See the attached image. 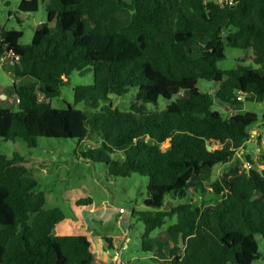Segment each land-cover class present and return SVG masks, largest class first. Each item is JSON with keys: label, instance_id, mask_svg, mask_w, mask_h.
Returning a JSON list of instances; mask_svg holds the SVG:
<instances>
[{"label": "trees", "instance_id": "16d2710c", "mask_svg": "<svg viewBox=\"0 0 264 264\" xmlns=\"http://www.w3.org/2000/svg\"><path fill=\"white\" fill-rule=\"evenodd\" d=\"M45 4L46 22L28 45L22 32L0 30V57L18 56L10 98L0 107V138L20 139L34 148L39 138L91 139L98 146L81 153L104 164L113 177L132 173L147 179L143 204L132 211L144 224L145 239L167 219L166 264H252L260 258L255 236L264 238V153L258 171L236 164L257 122L253 112L223 116L213 109L198 80L217 83L214 97L231 108L264 103V0H19L17 10L34 13ZM54 22L53 29L49 24ZM251 51L222 70L224 47ZM250 60L252 65H244ZM92 72L90 85H77L75 104L53 108L73 73ZM134 88L128 110L111 101ZM180 92L186 95L179 97ZM37 93L43 96L39 100ZM111 96V98H109ZM171 101L151 111L159 98ZM108 103V104H106ZM260 125L264 127V111ZM149 142H148V141ZM167 143L163 150L161 145ZM212 144L220 146L208 150ZM119 155V159L112 158ZM246 162L251 164L249 157ZM23 158L0 153V264H102L85 236H52L63 220L58 208L44 209L45 197L22 165ZM226 166L211 181L213 168ZM187 202L165 209L166 199ZM89 198L76 204H90ZM181 234L183 247H179Z\"/></svg>", "mask_w": 264, "mask_h": 264}, {"label": "rangeland", "instance_id": "374dc122", "mask_svg": "<svg viewBox=\"0 0 264 264\" xmlns=\"http://www.w3.org/2000/svg\"><path fill=\"white\" fill-rule=\"evenodd\" d=\"M216 1L223 2V0ZM18 4L19 0H0V30L22 32L20 43L28 45L34 31L39 28L40 24L46 22L45 4L39 1L38 10L34 13L19 12ZM49 26L53 29L54 22H51ZM224 55L225 58L218 63V67L228 70L236 64H242L240 60L249 59L251 51L225 46ZM243 64L254 66L250 60H245ZM3 65L0 66V94H6L7 99L0 98V107L15 109L8 94L12 92L13 84L18 85L20 82L12 75L13 62L5 60ZM91 83V71H87L84 75L73 73L68 81L60 87V95L45 101L49 102L53 108H65L67 105H71L77 109H84L83 103H74L72 89L77 85H90ZM217 85V83L204 80L197 82L199 91L211 94L214 110L224 117L238 112H253L257 116V122L251 128L249 138L243 148L234 153L229 167L243 163L246 168L251 167L259 171L262 168L261 153H264V127L260 125L264 103L246 101L241 107L231 108L220 103L214 97L213 92ZM135 91L134 88H131L123 96L112 99V107L121 111L128 110ZM37 95L39 100H43L40 93ZM185 95V92H180L178 96ZM175 99L176 96L170 100L159 98L155 104H148L147 109L151 111L163 110ZM97 146L98 143L93 137L80 143L71 139L39 138L38 144L34 148L27 147L25 142L20 139L10 141L0 138L1 154L7 158L13 153L22 156V165L29 170V176L37 182L35 191L44 194V209L58 208L63 213L64 218L52 229V236H85L94 247L98 237L104 239L108 246L111 241L105 238H110L115 245V249L108 250L110 256H114L123 245H126L120 254L124 264H166L168 261L166 250L169 244L166 228L173 220L167 219L161 228L149 234L145 240L153 246V249L144 251L141 247L144 224L133 216L132 211H151L143 204L147 197V179L135 173L127 177H113L108 173L104 164L82 158V152ZM219 147L215 144L211 146L212 149ZM161 148L165 150L167 143H163ZM246 157L250 158L251 164L246 162ZM112 158L119 159L120 156L112 155ZM226 169V166L223 165L215 166L211 181L220 178ZM87 198L91 200L90 204H76L77 200ZM185 202H187L186 198L166 199L165 209ZM255 240L260 258L252 264H264V238L256 235ZM105 249L107 250L106 247Z\"/></svg>", "mask_w": 264, "mask_h": 264}, {"label": "crops", "instance_id": "0c3cea01", "mask_svg": "<svg viewBox=\"0 0 264 264\" xmlns=\"http://www.w3.org/2000/svg\"><path fill=\"white\" fill-rule=\"evenodd\" d=\"M3 95L6 96V94L1 93L0 94V98H3ZM256 133V132H255ZM254 133V134H255ZM109 241H111L110 245L108 246L107 243L104 242V239L98 237L95 241V247L92 245L91 241V245H92V251H93V255L94 258L98 261L101 262L102 264H111V258L112 256H110V252L108 251L109 249H115V245L113 244L112 240L110 238H105ZM105 247L107 248V250L105 249ZM126 245H123V248H125ZM168 249H169V245L167 246V254H168Z\"/></svg>", "mask_w": 264, "mask_h": 264}, {"label": "built area", "instance_id": "2783aa9c", "mask_svg": "<svg viewBox=\"0 0 264 264\" xmlns=\"http://www.w3.org/2000/svg\"><path fill=\"white\" fill-rule=\"evenodd\" d=\"M222 1V0H221ZM220 4H227V5H232L231 0H223V2H218ZM5 60H11L13 62V66L17 64L18 62V56L13 55L12 53H6L4 56L0 57V66H4ZM7 96L3 95V100H6ZM10 102L14 106H16L19 103V100L17 98H9ZM123 247H121L120 250L116 252L114 256L111 258V264H124V262L120 258V254L123 251Z\"/></svg>", "mask_w": 264, "mask_h": 264}, {"label": "water", "instance_id": "95a60500", "mask_svg": "<svg viewBox=\"0 0 264 264\" xmlns=\"http://www.w3.org/2000/svg\"><path fill=\"white\" fill-rule=\"evenodd\" d=\"M109 98H111V96ZM207 149L208 150H212L211 147H208ZM178 244H179V247H183V242H182L181 234L179 235V238H178Z\"/></svg>", "mask_w": 264, "mask_h": 264}]
</instances>
